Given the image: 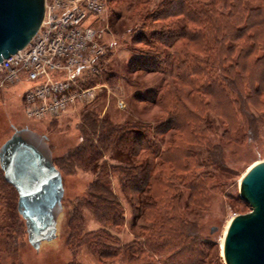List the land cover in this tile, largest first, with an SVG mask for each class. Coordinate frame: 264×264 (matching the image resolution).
Masks as SVG:
<instances>
[{"label":"trees","instance_id":"16d2710c","mask_svg":"<svg viewBox=\"0 0 264 264\" xmlns=\"http://www.w3.org/2000/svg\"><path fill=\"white\" fill-rule=\"evenodd\" d=\"M105 2L137 9L143 24L149 19L158 25L148 35L140 31L132 36L141 53L135 66L156 72L174 69L173 86H164L158 97L167 115L161 129L138 121L99 120L88 112L82 118L81 143L63 160L51 161L60 173L83 170L94 175L85 195L73 205L67 247L72 254L85 248L99 260L117 264H222L209 258L213 241L200 234L196 222L180 214L178 186L188 191L186 208L206 204L219 186L209 185L216 175L202 169L191 144L205 148L207 165L225 169L221 152L206 137L209 127L200 126L204 112L214 111L227 121L222 134L229 140L239 139L238 132L249 131L253 121L264 118V2ZM177 40L186 44L182 55L170 51ZM258 109L259 117L254 111ZM168 128L176 137L161 149L153 137ZM171 154L180 158V164L169 159ZM114 181L133 214V224L140 228L125 244L119 240L124 206L114 193ZM85 210L98 224L93 230H86ZM25 232L17 192L0 168V236L13 258Z\"/></svg>","mask_w":264,"mask_h":264},{"label":"rangeland","instance_id":"374dc122","mask_svg":"<svg viewBox=\"0 0 264 264\" xmlns=\"http://www.w3.org/2000/svg\"><path fill=\"white\" fill-rule=\"evenodd\" d=\"M252 2L259 5L264 0ZM157 27L158 25L149 19L143 24L137 9L106 3L105 12L97 17L91 26L98 45L105 49L102 62H98V69L94 75L85 73L81 82L84 87H94L93 95L84 102L72 105L59 116L35 119L25 114L21 100V92L32 83L21 80L14 84H3L0 87V146L15 130L22 129L21 135L44 154L46 159L63 160L70 150L81 143L82 118L88 112L95 114L99 120L107 118L113 123L138 121L152 129L154 127L161 129L167 115L162 110L158 97L164 86H173L174 69L156 72L138 68L135 66L136 58L141 53L138 52V45L132 42V36L137 32L142 31L148 35ZM184 43L183 40H177L170 51L184 54L186 52ZM254 111L259 117L261 110ZM203 115L204 120L200 126L209 127L205 131L206 137L210 144L221 152L225 169H214L207 165L205 148L191 144L189 147L197 155L196 159L203 164L202 169H210L211 173L214 171L216 175L209 185L219 186L210 192L209 202L201 207L190 205L186 208L188 191L179 185L180 214L196 222L200 234L215 244L209 258L214 257L224 264L220 252L226 223L234 215L250 210L249 205L239 197V180L249 166L264 160V118L259 117L253 121V127L251 126L249 131L238 132L239 139L229 140L222 134L228 126L223 117L214 111H206ZM175 137L174 131L168 128L160 130L153 138L160 143L161 149H166ZM171 155L174 157L169 156V159H175L174 161L180 164L178 161L180 158ZM111 162L116 163L117 160L113 159ZM61 175L63 196L61 209L55 217V237L42 241L36 250L28 243L25 235L19 240L18 255L13 258L4 250L5 238L0 236L2 264H72V261L73 264H117L109 260L101 261L85 248L78 249L75 254L68 249L66 242L69 239L68 223L73 205L85 195L94 175L83 170L63 171ZM112 188L124 206L125 218L119 230V240L125 244L140 232V228L133 224V214L115 181ZM84 216L86 230H93L98 226L88 210L84 211Z\"/></svg>","mask_w":264,"mask_h":264},{"label":"water","instance_id":"95a60500","mask_svg":"<svg viewBox=\"0 0 264 264\" xmlns=\"http://www.w3.org/2000/svg\"><path fill=\"white\" fill-rule=\"evenodd\" d=\"M44 0H0V62L25 47L39 28ZM22 129L0 146L4 179L17 192V211L23 219L27 241L36 250L56 235V214L63 196L62 175L52 159L28 143ZM239 197L250 207L234 215L221 245L224 264H264V160L243 173Z\"/></svg>","mask_w":264,"mask_h":264},{"label":"built area","instance_id":"2783aa9c","mask_svg":"<svg viewBox=\"0 0 264 264\" xmlns=\"http://www.w3.org/2000/svg\"><path fill=\"white\" fill-rule=\"evenodd\" d=\"M105 10V0H44L36 33L0 62V87L21 80L32 83L21 92L27 116L53 118L93 95L94 87L81 82L85 73L97 72L104 54L91 26Z\"/></svg>","mask_w":264,"mask_h":264},{"label":"bare ground","instance_id":"6f19581e","mask_svg":"<svg viewBox=\"0 0 264 264\" xmlns=\"http://www.w3.org/2000/svg\"><path fill=\"white\" fill-rule=\"evenodd\" d=\"M228 222H229V221H228ZM228 222L226 223L227 225H228ZM227 225H226V226H227ZM226 226H225V228H226ZM222 237H223V236H222ZM221 245H222V239H221Z\"/></svg>","mask_w":264,"mask_h":264}]
</instances>
